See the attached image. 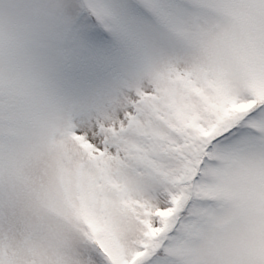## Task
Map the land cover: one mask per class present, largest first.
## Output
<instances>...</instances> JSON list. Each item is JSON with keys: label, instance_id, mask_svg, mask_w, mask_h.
<instances>
[{"label": "snow or ice", "instance_id": "6c2138e0", "mask_svg": "<svg viewBox=\"0 0 264 264\" xmlns=\"http://www.w3.org/2000/svg\"><path fill=\"white\" fill-rule=\"evenodd\" d=\"M0 264H264V0H0Z\"/></svg>", "mask_w": 264, "mask_h": 264}]
</instances>
